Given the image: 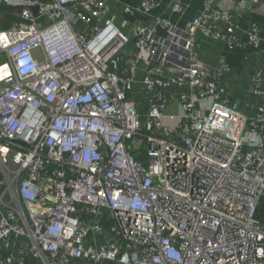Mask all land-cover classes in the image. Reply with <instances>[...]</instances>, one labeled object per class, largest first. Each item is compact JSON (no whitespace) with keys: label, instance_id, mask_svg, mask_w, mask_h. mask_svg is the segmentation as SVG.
<instances>
[{"label":"built area","instance_id":"obj_1","mask_svg":"<svg viewBox=\"0 0 264 264\" xmlns=\"http://www.w3.org/2000/svg\"><path fill=\"white\" fill-rule=\"evenodd\" d=\"M201 1L182 27L126 5L150 25L125 32L107 0H0L21 19L0 30V263L264 264V101L239 111L195 37L233 48L257 0Z\"/></svg>","mask_w":264,"mask_h":264},{"label":"crops","instance_id":"obj_2","mask_svg":"<svg viewBox=\"0 0 264 264\" xmlns=\"http://www.w3.org/2000/svg\"><path fill=\"white\" fill-rule=\"evenodd\" d=\"M139 0H107L109 7L107 18L125 32H130L135 26H149L148 17L142 15L127 16L123 12L126 5H134ZM174 0H162V6L158 14L166 16L178 27H182L188 19L195 17L202 8L201 0H184L182 14L172 13L170 6ZM236 0H231L223 8H232ZM234 22L236 23V38L238 45L230 48L228 46V35L222 31V36L212 39L204 35L199 29L195 32L197 40L196 54L197 64L206 73L227 65L231 72L222 77L219 84L224 87L231 96L233 103L238 104V109L247 116H253L258 106L264 101L263 97L257 96L250 91L251 76L259 73L260 87L264 88V51L248 43L249 34L254 27L264 36V0H257L250 9L243 12L231 11ZM6 17L11 19L19 18L13 6L0 2V22ZM18 21H12L11 27ZM9 26V28H11ZM219 29H224L221 22L217 23ZM8 29V28H7ZM6 30V29H0ZM132 57L137 51L133 44H129L126 50ZM141 73L138 80L141 79ZM136 90L140 89V83L136 84ZM2 264V263H0Z\"/></svg>","mask_w":264,"mask_h":264},{"label":"rangeland","instance_id":"obj_3","mask_svg":"<svg viewBox=\"0 0 264 264\" xmlns=\"http://www.w3.org/2000/svg\"><path fill=\"white\" fill-rule=\"evenodd\" d=\"M9 26H10V24L9 25L4 24V20H2L0 22V29H7V28H9ZM140 153H141L142 157L144 158L143 161H145L147 159L146 142L143 143L142 148L140 149Z\"/></svg>","mask_w":264,"mask_h":264},{"label":"trees","instance_id":"obj_4","mask_svg":"<svg viewBox=\"0 0 264 264\" xmlns=\"http://www.w3.org/2000/svg\"><path fill=\"white\" fill-rule=\"evenodd\" d=\"M14 20H15V21H16V20H17V21H21L20 18H16V19L14 18V19H11V18H9V17H6V18L4 19V24H5V25H9V24H10V25H11V24H12V21H14ZM159 32H160V33H163L162 30H160ZM1 59H2V58L0 57V60H1ZM138 159H141V158L138 157Z\"/></svg>","mask_w":264,"mask_h":264}]
</instances>
